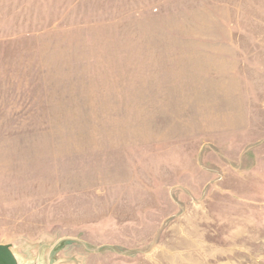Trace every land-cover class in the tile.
<instances>
[{
    "label": "rangeland",
    "instance_id": "obj_1",
    "mask_svg": "<svg viewBox=\"0 0 264 264\" xmlns=\"http://www.w3.org/2000/svg\"><path fill=\"white\" fill-rule=\"evenodd\" d=\"M0 245L264 264V0H0Z\"/></svg>",
    "mask_w": 264,
    "mask_h": 264
},
{
    "label": "water",
    "instance_id": "obj_2",
    "mask_svg": "<svg viewBox=\"0 0 264 264\" xmlns=\"http://www.w3.org/2000/svg\"><path fill=\"white\" fill-rule=\"evenodd\" d=\"M0 264H17L9 248L0 245Z\"/></svg>",
    "mask_w": 264,
    "mask_h": 264
}]
</instances>
